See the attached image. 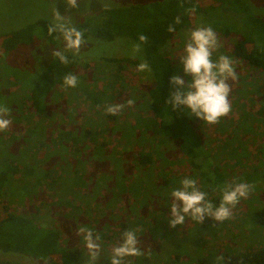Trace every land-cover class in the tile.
Here are the masks:
<instances>
[{
  "label": "trees",
  "instance_id": "obj_1",
  "mask_svg": "<svg viewBox=\"0 0 264 264\" xmlns=\"http://www.w3.org/2000/svg\"><path fill=\"white\" fill-rule=\"evenodd\" d=\"M216 12L221 15L222 23L214 21L209 25L204 24L211 26L215 32L223 37L233 35L236 38L234 44L230 46V53L233 58L239 63L264 74V17L260 15L262 13L255 8L250 0H160L148 4L106 7L98 12L97 18L92 17L73 25L78 30L83 31L85 39L94 38L105 42H114L118 38H124L138 43L140 35L147 36V41L141 45L139 56L131 55L121 59L107 57L103 61L117 65L119 68L130 65L135 70H137V65L144 60L149 63L150 72H152L151 77L145 73L146 71L142 74L148 78L149 83L151 82V87L147 91V106L141 111H147L151 115L150 120H147L144 115L134 114L132 117L129 112L126 115L129 116L130 114L132 117L130 120H127L126 116H121L120 113L116 115L107 114L105 106L116 104V101L109 97L108 100L112 102L105 104L102 98L98 99L94 96V91H89V88L82 82L83 79L77 74V67L81 62L78 55L76 57L66 53L70 61L67 65L61 64L56 58L51 57L43 72L34 71L30 74L32 79L29 85H26L25 81L21 79L9 78L12 86L14 88L16 86L18 90L13 93L5 92V94L0 91V107L8 109L6 118L10 119L12 124H16L17 127L20 124L27 125L26 135L22 138L25 145L23 147H36V151L37 149H51L50 145L53 144L52 148L55 146L53 138L54 141L59 140L61 142L64 140L70 148L72 147V153L75 152L79 156L72 163L80 165L81 169H83L84 164L91 163L93 167L88 171L94 172L96 171L95 167H100L103 165L102 163H106L113 166L114 173H103L102 178L110 177V180L104 182V184H108V187H105L106 191L110 193L109 197L98 200L99 195L95 189L99 185L95 181L93 183H96V186H90L87 183L88 174H84L85 168L81 172L74 166L66 164L68 169L61 170L56 178H51V169L44 168L42 172L37 166H32L29 163L25 165L22 161L27 156L16 155V151H13L14 154L9 151L8 155L0 157V252L23 255L37 260L41 264H84L85 262L86 251L83 249L84 247L65 243L58 228L45 227L39 223L36 218L39 211L37 208H33L32 212L25 214L12 212L9 203L14 197H20L19 190L21 188L25 190L30 189L31 186L40 187L44 185V188L53 196V200L50 196H45L48 199L47 202L52 205L51 207L60 210L61 216L66 215L65 220L75 224L79 232L91 230L94 236L99 237L101 252L104 255L103 261L106 260L108 264L112 248L121 240L122 233L129 230L136 233L138 231L136 224L138 223L146 226L145 230H151V224H154L153 228L158 227L160 224L158 222L155 224L156 218L153 216L161 215L162 218L167 217L169 220L170 207L167 202L172 200L170 193L181 186L180 181L183 179L181 178L183 175L185 178L194 179L197 182V187L207 194L208 200L214 206L219 205L223 186L237 182L231 179L234 178V175L227 178L219 167L212 166L209 161L210 164H208L209 155L205 149L208 141L225 142L229 137V132L217 133V124L195 122L193 119L195 117L190 116L185 107L173 109L172 105L168 103L169 94L173 90L169 84V79L174 75L178 76V74L166 49L175 36H180L193 26H200L196 24L204 22L202 15L207 18L215 14L218 18ZM177 17L180 18V23L174 24ZM170 24L174 25L175 30L173 32L167 31ZM50 25L52 23L49 21L38 20L23 29L0 37V56L9 55L19 47L32 44L36 36H41L40 38L37 37L38 40L44 38L48 43L55 45L60 34L48 35L47 28ZM69 73L77 76L78 84L75 88L65 89L62 78ZM3 75L5 73L0 72V78ZM108 81L109 86L107 88L113 91L115 87L112 84V79H108ZM99 82L101 81L99 80ZM244 84L246 90L231 88L228 95L231 108L241 106L242 112L250 113L247 119L258 116L260 117L257 119L259 123L264 124V110H261L263 106L257 102L259 98L254 95L256 93L261 94L262 91L259 93V90L262 89L258 87V82L254 79H250ZM19 85H21V89ZM117 85L122 86V83ZM57 89H60L61 93H66L62 94L64 98L59 104L55 102V95L58 92L53 93ZM232 90L239 95L232 96ZM16 96H20L17 101H15ZM75 96L91 103V111L95 112V109L100 108L98 111L105 113L106 117L103 122L109 126L112 125L109 131L110 137L113 138L117 135L123 141L122 147L116 149L115 146H109L105 142L108 133L105 136V130L100 126L97 127L100 128L99 131L94 129V123L96 122L98 126L100 118L76 114L75 108L66 106V103H71V99ZM119 100H121V104H124V99L120 98ZM250 106H256L254 113H252ZM56 107L61 111L64 121L62 125L54 118L53 114L58 112ZM86 112L84 111V113ZM240 112L227 117L230 120L228 121L230 129L239 124L240 121L238 120L242 117L237 115ZM52 115L50 126L59 129L52 130L53 137L50 135L49 139H46L45 128L48 124L47 120H50ZM120 116L121 121H119L120 118L118 119ZM66 118H74L75 123L65 121ZM42 123L45 124L43 127ZM201 125H205V128L209 130L211 133L209 137H205L204 133L200 131ZM61 126H63V131L60 130ZM114 127L116 128L114 129ZM261 130H264L263 125ZM241 133L244 134L245 131L243 130ZM11 134L10 132L9 134L6 133V138L15 143V137ZM244 135L241 138H243L244 149L248 150L245 149L248 154L243 152L239 154L244 155L245 159L243 160L248 162V166H253L264 156V145L260 141L250 144L248 137H244ZM80 140L87 142L83 143V145L87 144L84 145V149H87L84 155H82L81 144L77 143ZM1 143L3 144V142ZM56 148L59 150L57 152H62V146L60 148L56 146ZM108 148H112V153L115 155L108 154L110 150L108 152L103 150ZM96 149L100 152L93 151ZM91 154H96L102 161L90 159V162L88 159L91 158ZM127 154H130L129 159H131L132 165V171L129 175L120 167L124 160L128 159ZM229 155L232 156L233 154ZM35 160L38 159L35 158ZM64 162L61 158L59 167ZM115 162L120 163V171H117L119 168ZM68 163H71V159L68 160ZM236 164L241 165L237 162L234 163V166ZM37 173L39 175H36ZM34 176H36V181H30ZM46 181L47 183L44 184ZM20 184L23 185L20 186ZM58 184L61 186L60 190L56 188ZM242 200L243 198L240 201L242 202ZM131 201H139L140 205L136 209H131L133 207ZM240 201L235 207L241 205ZM112 203L121 204L122 207L119 209L114 207ZM129 203H131L130 208ZM40 204L41 206L44 205V199L40 200ZM165 205L166 208H164ZM111 208H113L112 211H110ZM104 211L105 213L102 214L101 212ZM254 212L255 222L264 227L263 203ZM161 217L159 219L162 220ZM161 220H159L160 223ZM113 227L116 228V231L105 235V231ZM111 237L114 239L111 240ZM137 237L138 240L147 239L145 233L142 237L139 235ZM79 241L85 243L83 239ZM146 241L150 242L149 240ZM138 246L142 252L140 256H145L144 252L148 245L143 246L142 241H140ZM109 248L111 252H108ZM140 256L129 257V260L124 264H135L139 261ZM0 264L10 263L0 262ZM198 264H202V261H199ZM222 264H264V248L240 251L239 254L235 255L232 253L224 254Z\"/></svg>",
  "mask_w": 264,
  "mask_h": 264
},
{
  "label": "rangeland",
  "instance_id": "obj_2",
  "mask_svg": "<svg viewBox=\"0 0 264 264\" xmlns=\"http://www.w3.org/2000/svg\"><path fill=\"white\" fill-rule=\"evenodd\" d=\"M155 1L160 0H77L78 6L75 9H69L68 11H65L66 4L63 2V0H0V37H4L7 33L23 29L26 26L37 22L38 20H46L53 24L56 11L63 15L72 25H76L77 23L92 17L97 18L99 15L98 12L106 7L111 8L116 6L148 4ZM250 1L253 3L255 8H257L259 12L262 13L260 15H263L264 17V0ZM216 13L218 18L215 16V14L208 16V19L204 18L202 15V20L204 22L196 24L200 26H193V28L185 31L180 36H175L166 48L178 76H181L185 82H188L190 77L184 76L182 72V65L180 64L177 57L183 54V48L187 39V34L195 28L202 26L206 27V25H209L214 21L222 23L221 15L218 14V12ZM215 33L218 39L219 47L213 52V61H215L220 55H226L230 57L236 73V79L234 80L235 82H233L231 79L228 81L230 89L234 87L246 90L247 88L244 83L248 82L250 79H254L258 82V87L262 89L259 90V93L262 91L261 94L256 93L254 95L259 98L258 101H256L261 103L263 106L261 110H264V74L259 70L257 71L247 67L245 64L239 63L233 58L230 53V46L236 41V38L233 35L229 37H223L219 33ZM37 37L40 38L41 36H36L33 43L28 46L19 47L16 51L9 55L0 56V72L5 73V75L1 76L0 78V91L4 92L2 94H5V92L13 93L15 90H18L16 86V89L14 86H12L9 78L21 79L25 81L26 85H29L32 79L30 74H32L34 71L43 72L51 60V51L54 49H61L63 47V41L61 38H58L57 43L52 45L44 38L38 40L39 38ZM85 40L86 44L81 48L80 53L78 54L81 62L78 64L77 74L83 79L82 82L87 86V88H89V91H94V96H96L98 99L102 98V101H104L105 104L112 102L108 100L109 97H112L113 101H116V104H121V100H119L120 98L124 99V104H122L124 105V108L119 113L121 116H126L127 120L132 119L134 114L139 116L144 115L147 120H150L151 115L145 110L144 112L141 111L142 108L147 106V91L151 87V82L149 83L148 78L143 75L142 72L135 70L133 66L125 65L123 68H121L122 66L119 68L117 65L108 64L103 61L104 58L106 59L107 57L121 59L125 57L127 58L131 55L133 56L132 45L134 42L124 38H118L114 42L99 41L94 38H86ZM140 53L141 51L135 53L134 56H139ZM69 54L72 53L69 52ZM74 56L77 57V55ZM145 73L149 75V77L152 75V72L150 71H146ZM108 79H112V84L115 87L113 91H110V89L107 88L109 86ZM99 80L101 82H99ZM120 82L122 83V86L117 85ZM19 88H22L21 85H19ZM251 88L254 89V87ZM53 93H57V95H55V102H58V104L62 102L64 98L62 94L64 92L61 93V90L57 89ZM231 93L232 96L239 95L235 94L233 90ZM19 99L20 96H18L15 101ZM129 99L134 101L131 106L127 105V101ZM66 106L75 108L76 114L79 113L80 115L83 114L85 116L87 115L91 117L97 116L100 118V123L98 126L96 122L94 123V129L99 131L100 128L97 127L100 126L105 130V136L108 133V136L105 137V142L109 146H115L114 148L117 147L116 149L122 147L123 141H121L117 135L113 138L110 137L109 131L112 125L109 126L107 123L103 122L106 115L105 113H100L98 111L100 108L95 109V112L91 111V103L88 101H83V98L78 96L73 97V99H71V103L67 102ZM250 107L252 108V113H254L256 111V106ZM56 109L58 112L53 114L54 118H56L57 122L62 125L64 121L61 116V111H59L57 107ZM86 110L88 111L86 112ZM84 111L86 113H84ZM239 111L241 112L237 116L242 118L238 120L240 121L239 124H235L236 126L233 129H230L228 123L230 120L227 119V117L231 114L238 113ZM128 112L132 115V117L130 114L129 116L126 115ZM249 114L250 113L242 112L241 106L235 107L234 109L231 108V112L221 117L219 122L216 123V127L218 128L217 133L226 131L229 132V137L225 142H220L218 140H212L214 142L208 141L206 143L205 149L209 155L207 162L209 161L212 166L214 165L219 167L224 175L227 176V178L234 175V178H231L233 181H236L237 183H248L251 185L249 195L246 198H243L242 202L240 201V206L232 208L231 217L223 222H217L213 221L211 218H205L201 223H199L186 216L185 223L183 225L170 227L167 217L162 218L161 215H157L155 217L153 216V218H156L155 224H157V222L160 224L158 227L153 228L154 224H151L152 229L145 230L146 226L139 223L136 224L138 229V231H136L137 235L140 237L143 236V233L147 235V239H140L139 242L142 241L143 246L148 245V249H145V256H140V258H138L139 261L135 262V264H198L199 261H202V264H222L224 254L232 253L235 255L239 254L240 251L245 252L248 250L264 248V227L258 225L254 220V211L258 210L262 203L264 205V156H262L261 160L257 161V163L255 162L253 166H248V162L243 160L245 159L244 155L239 154L241 152L248 154V150L246 148L245 149L247 151L244 149L245 146L243 144V138H241L244 134V137H248V142L250 144L260 141V143L262 142L264 145V130H261L262 125L264 126V124L259 123L257 119L260 117L258 116H252V118L247 119ZM53 115L49 118L50 120H47L48 124L44 121L47 124L45 128L46 139H49L50 135L53 137L54 133L51 134L52 130L55 131L59 129L57 127L55 128L50 126V121ZM101 115L103 116L102 118ZM121 116L118 117V119L120 118L119 121L122 120ZM193 119L195 122L199 121L203 123L201 120L196 118ZM66 120L72 122L73 124L75 123L74 118H66L65 121ZM44 125L45 124L42 123V127ZM39 126L41 127L40 124ZM63 126L60 127V130L62 131ZM115 128L116 127H114V129ZM26 129L27 125L20 124L19 127H17L16 124L14 125L11 122V125L7 130L0 132V157H5L8 155L9 151L13 154V151H16V155L22 154L27 156L24 158V161H22L25 165L29 163L32 164V166H37L42 172V169L44 168L51 169V178H56L57 174H59L61 170H65L66 168L68 169L66 164L69 166H74V168L81 170V172L85 168L84 174H88L87 183L90 186H96V183H93L95 181L99 185L97 188L95 187L96 189L94 188L99 195L97 199L103 200V198L109 197L110 192L106 191L105 189V187H108V184L106 185L104 182L106 180H110V177L107 176L106 178H102V176L103 173H114V170H112L113 166L102 163V166L97 168L95 167L96 171L91 172L88 170L93 167L92 164L86 163L84 164L83 169H81L80 165H75L72 163V161L76 160L79 156L75 152L72 153V147L70 148L68 144L64 142V140L61 142L59 140L54 141L53 138L55 146L52 148L53 144L50 145L51 149H37L36 151V147H23L25 145L22 138L26 135ZM243 130L245 131L244 134L241 133ZM62 131H60V133H62ZM200 131L204 133L205 137H209L211 135L209 130L205 128V125H201ZM9 132L10 134L12 133L11 135H14L16 140L15 143H13L12 140L6 138V133L9 134ZM6 140H9V142H6ZM1 142H3V144ZM77 143L81 144L82 155H84V153L87 152V149H84V145L87 144L83 145V143L87 142L80 140ZM56 146L59 148L62 146L63 149L61 150V153L57 152L59 150L56 148ZM103 150H106L107 152L110 150L108 154H111V156L114 154L112 153V148ZM93 151L100 152L97 149ZM229 154L233 155L230 156ZM126 157L128 159L124 160L120 167H122L125 170V173L129 175V173L132 171V165L130 162L131 159H129L130 154H127ZM35 158L38 160H35ZM61 158L62 162H65L59 167ZM69 159H71L70 164L68 163ZM90 159L92 161H102L101 158H99L96 154H91V158L88 160L90 161ZM111 159L114 160L112 157ZM256 159H258L257 156ZM209 162L208 164H210ZM237 162L241 163V165L236 164V166H234V163ZM111 164L113 165V162H111ZM119 164V162H115V165L118 166V168ZM117 171H120V168ZM36 175H39V173ZM181 178L184 179L185 175H183ZM30 181L35 182L36 176L32 177ZM46 183L47 181L44 182V184ZM23 184H25V182H23ZM22 185L20 184V186ZM56 188L60 190V184H58ZM47 191L48 190L44 188V185L40 187L31 186L30 189L25 190L21 188V190H19L20 197H14L11 203H9V208L12 209V212L18 214L32 212L33 208H37L39 210L36 215L37 221L45 227L58 228L59 232L61 231L62 238L65 243L72 245L76 244L81 248L84 247L83 249L86 251L84 264H89V256L86 245L85 243L79 241L80 239H83L85 232H79V229L75 224L65 220L66 215L61 216L60 210L51 207L52 205L47 202L48 199H46L45 196H50L52 200L53 196H51V193ZM67 195H65L66 198ZM43 199L44 205L41 206L40 200ZM131 203H133V207H131V209H136V207L140 205L139 201H131ZM131 203H129V208ZM171 203L172 200L167 202L169 207H171ZM112 204L114 207H118L119 209L122 207L121 204ZM164 208H166V205ZM112 210L113 208L110 209V211ZM162 211H164V209H162ZM101 213L104 214L105 211ZM160 217L162 220L159 219ZM159 220H161V223ZM114 231H116V228L114 227L112 229H108L105 231V235ZM113 239L114 238L111 240ZM146 240H149L151 243H148ZM108 252H111L110 248L108 249ZM103 257L104 255L102 252H100L97 264H108L106 263V260L103 261ZM127 260H129V257L125 258L124 263ZM0 262H8L10 264H41L39 261L23 255L2 252H0Z\"/></svg>",
  "mask_w": 264,
  "mask_h": 264
},
{
  "label": "clouds",
  "instance_id": "obj_3",
  "mask_svg": "<svg viewBox=\"0 0 264 264\" xmlns=\"http://www.w3.org/2000/svg\"><path fill=\"white\" fill-rule=\"evenodd\" d=\"M66 4L65 11L75 9L78 6L77 0H63ZM180 18H175L174 24H179ZM174 25L170 24L168 32H173ZM59 33L63 41L61 49L51 51V56L61 64L70 63L66 53L71 52L78 55L86 40L84 33L78 30L58 11L54 15V23L47 28V34ZM138 43L132 45V53L141 51V45L147 41V36L140 35ZM219 47L215 31L211 26H202L191 30L183 48V54L177 57L182 65L184 76L190 77L186 83L181 76H172L169 84L173 90L169 94L168 103L173 109L185 107L190 116L206 122L216 124L220 118L231 112V105L228 100L230 85L228 81L236 79L233 62L230 57L220 55L215 61L212 59L213 52ZM138 72L150 71L149 63L145 60L137 65ZM65 89L75 88L78 78L74 74H67L63 78ZM134 103L129 99L127 105ZM124 108L122 104H109L105 106L107 114L116 115ZM8 109L0 107V132L7 130L11 120L6 118ZM180 187L173 190L170 195L172 203L170 207V227L183 225L185 217L201 223L205 218L213 221L223 222L231 217L234 208L242 198H246L251 189L248 183H230L223 186L221 200L218 206H214L207 199V194L197 187V182L191 178H184L180 181ZM84 231V230H81ZM83 239L89 256V264H97L100 256L101 246L99 237L94 236L91 230L84 233ZM139 240L134 231L122 233L121 240L112 248L109 264H124L126 257H136L142 254L138 247Z\"/></svg>",
  "mask_w": 264,
  "mask_h": 264
}]
</instances>
